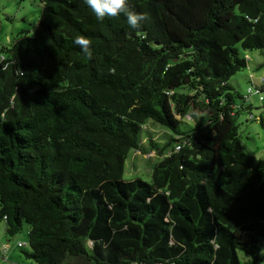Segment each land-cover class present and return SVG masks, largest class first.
I'll return each mask as SVG.
<instances>
[{
    "label": "trees",
    "instance_id": "trees-1",
    "mask_svg": "<svg viewBox=\"0 0 264 264\" xmlns=\"http://www.w3.org/2000/svg\"><path fill=\"white\" fill-rule=\"evenodd\" d=\"M40 2L33 33L0 44V221L10 236L28 224L24 256L259 264L264 159L241 149L250 94L230 78L247 51L264 65V0H128L150 16L139 28L84 0ZM132 150L159 156L149 181L123 178Z\"/></svg>",
    "mask_w": 264,
    "mask_h": 264
},
{
    "label": "rangeland",
    "instance_id": "rangeland-1",
    "mask_svg": "<svg viewBox=\"0 0 264 264\" xmlns=\"http://www.w3.org/2000/svg\"><path fill=\"white\" fill-rule=\"evenodd\" d=\"M41 10L42 5L40 0H0V44H7L15 36H21L25 33L31 35L41 15ZM22 30L27 31L23 32ZM247 57L249 58L248 67L238 71L230 78V83L242 95L247 94V88L249 86L248 77L251 76L256 81L261 77L264 78V65L258 69L255 68L257 62L262 61L259 52L247 51ZM261 95L264 97V90L261 92ZM238 101L241 102L242 100L238 99ZM248 101L251 103V107L240 110L239 114L235 116V122L238 124L241 149L257 158L264 159V99L260 100L259 94L253 92L249 95ZM250 113L255 116L254 119H249ZM261 118L263 123L261 122ZM153 125L147 124L146 127L154 130L156 127ZM141 135L142 137L146 136L144 130ZM154 140L162 142L165 141V138L154 134ZM144 142L147 146L149 143L147 137H145ZM158 159L159 156L157 154L132 150L124 161L123 178L128 180L140 177L149 181L152 166ZM4 226L5 222L1 220L0 237L2 234L4 235L3 243L8 247L4 255L6 259L5 263L33 264L22 252V250L29 249L27 235L29 229L28 224L24 223L22 229L14 236H10L2 231L1 228ZM18 242H22L23 246L17 247ZM262 249H264V240L260 244V251ZM259 264H264V259Z\"/></svg>",
    "mask_w": 264,
    "mask_h": 264
},
{
    "label": "clouds",
    "instance_id": "clouds-1",
    "mask_svg": "<svg viewBox=\"0 0 264 264\" xmlns=\"http://www.w3.org/2000/svg\"><path fill=\"white\" fill-rule=\"evenodd\" d=\"M84 3L92 10L98 21L105 17L119 19L122 15L132 28H139L142 23L150 21L147 13H137L131 10L128 0H84ZM73 43L81 49L88 59H92V41L85 36H77ZM264 256V249L259 253Z\"/></svg>",
    "mask_w": 264,
    "mask_h": 264
},
{
    "label": "built area",
    "instance_id": "built-area-1",
    "mask_svg": "<svg viewBox=\"0 0 264 264\" xmlns=\"http://www.w3.org/2000/svg\"><path fill=\"white\" fill-rule=\"evenodd\" d=\"M257 82H258V83H263V82H264V78H263V77L259 78ZM253 92H257V93L259 94V99L262 100L263 97H262V95L258 92V90H256V89L254 88L253 85L248 86V88H247V93H248V94H251V93H253ZM252 117H253V115L250 114V115H249V118H252ZM175 148L178 149L179 146L176 145ZM17 245L19 246V245H21V243L18 242ZM1 249H2V252L4 253V252H6L7 247H6L5 245H2V246H1Z\"/></svg>",
    "mask_w": 264,
    "mask_h": 264
},
{
    "label": "crops",
    "instance_id": "crops-1",
    "mask_svg": "<svg viewBox=\"0 0 264 264\" xmlns=\"http://www.w3.org/2000/svg\"><path fill=\"white\" fill-rule=\"evenodd\" d=\"M251 77V76H250ZM253 78V77H252ZM253 79H255V78H253ZM2 229V231H4L5 232V226L4 227H2L1 228ZM4 242V235L2 234L1 235V237H0V247L3 245V244H5V243H3ZM2 243V244H1ZM6 245V244H5ZM7 250H8V248H7ZM6 250V251H7ZM6 253V252H5ZM5 253H2L1 251H0V263H2V264H16V263H14V262H9V263H5V257H4V255H5Z\"/></svg>",
    "mask_w": 264,
    "mask_h": 264
}]
</instances>
